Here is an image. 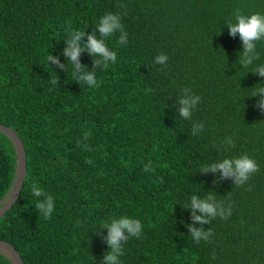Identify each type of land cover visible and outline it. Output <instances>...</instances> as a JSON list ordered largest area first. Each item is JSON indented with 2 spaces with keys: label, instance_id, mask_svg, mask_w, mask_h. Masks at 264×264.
Segmentation results:
<instances>
[{
  "label": "trees",
  "instance_id": "1",
  "mask_svg": "<svg viewBox=\"0 0 264 264\" xmlns=\"http://www.w3.org/2000/svg\"><path fill=\"white\" fill-rule=\"evenodd\" d=\"M236 10L264 14V0H0V124L27 152L0 240L25 264H105L103 225L120 217L143 225L140 238L121 241L120 264H264V93L253 96L264 87V40L253 42L249 56L258 58L245 66L240 34L227 26ZM107 13L121 17L127 43H118L120 32L100 34ZM69 31H84L82 44L95 33L117 53L108 68L80 54L76 76L94 72L97 86L74 79L63 54ZM160 54L165 65L155 63ZM185 88L200 97L190 119L180 115ZM243 155L259 171L242 186L204 171ZM149 163L155 171L145 173ZM16 168L14 144L0 132V201ZM209 195L231 216L195 221L191 198ZM47 196L54 210L44 219L35 205ZM190 227L213 235L197 242ZM0 264H13L3 250Z\"/></svg>",
  "mask_w": 264,
  "mask_h": 264
},
{
  "label": "clouds",
  "instance_id": "2",
  "mask_svg": "<svg viewBox=\"0 0 264 264\" xmlns=\"http://www.w3.org/2000/svg\"><path fill=\"white\" fill-rule=\"evenodd\" d=\"M234 15L236 22L232 23L229 21L227 26L230 29V34L232 36H235L237 33L240 34L244 44V53L241 58V62L247 66L252 63L253 59L258 58V54L249 56V53H254L255 51L256 46L253 42L257 40H264V14L254 13L250 16H246L242 14L240 10H236ZM96 26L103 37H110L116 32H120L121 34L118 43H127V33L123 29L121 17L119 15L107 13L99 20ZM84 36V31H69L68 38L66 39L68 47L64 50L63 54L74 66V79H76L79 83L86 82L94 87L97 86V80L94 72L87 73L79 77L76 76V73L83 70V66L79 63L80 54L83 51H88L89 54L94 57H102L104 67L108 68L109 61H111L112 64L116 62L117 53L110 52L105 41L98 40L95 33L87 37L86 44H82L81 41ZM47 61L59 64V60L50 54L47 56ZM167 61L168 56L164 54H160L155 59V63L159 65H165ZM95 63L100 64L101 60L97 59ZM61 67L63 66L61 65ZM258 72L261 76H264V67L258 69ZM52 83H56V81H52ZM183 91L187 98H181L179 100L181 105L180 115L185 119H190L192 117L193 109H195L196 105L200 103V97L198 95L189 96L188 93L191 91L190 88H185ZM260 93H264V87L257 85L255 91L253 92V96ZM258 106L264 107V100H261ZM199 127L202 129L204 124H200ZM196 131L197 129L194 126V135L196 134ZM90 135V131L85 132V139H88ZM229 143H232V141L229 140ZM86 163L91 164L92 161L87 160ZM150 171H155L151 163L144 167L145 173ZM204 171H220L225 177H235V185L242 186L249 180L252 174L259 171V167L254 159L250 158L248 155H243L234 159H224L222 163L213 164L210 168L205 167ZM31 190L36 196L45 195L42 190H38L36 184L31 186ZM35 207L41 211L44 219H49L54 210L52 196H47V203L37 202ZM191 207L193 210L192 215L194 220L200 223L209 222L204 219V217L216 218L219 216L222 219H227V217L232 214L231 207L225 211L222 207V202L219 204L216 202L215 195H209L207 200L193 196L191 198ZM196 210H199L203 215L197 216L195 214ZM103 227L107 228L109 232L106 242L111 249V251L105 255V264H120V257L124 255V250L121 247V241H128L130 237L140 238L143 231V225L139 219L120 217L119 219H112L110 224L105 223ZM189 230L192 233V239L197 242L202 240L204 242H208L210 237L213 235L212 231L205 232L203 229L197 230L194 227H190ZM125 233H127V235Z\"/></svg>",
  "mask_w": 264,
  "mask_h": 264
},
{
  "label": "water",
  "instance_id": "3",
  "mask_svg": "<svg viewBox=\"0 0 264 264\" xmlns=\"http://www.w3.org/2000/svg\"><path fill=\"white\" fill-rule=\"evenodd\" d=\"M0 132L4 133L13 142L17 154L15 182L10 191L0 201V203L6 202L5 205L0 208L1 218L9 209L13 207L21 195L27 175V152L23 141L13 129L0 124ZM0 250L7 253L13 264H25L20 253L11 243L0 240Z\"/></svg>",
  "mask_w": 264,
  "mask_h": 264
}]
</instances>
